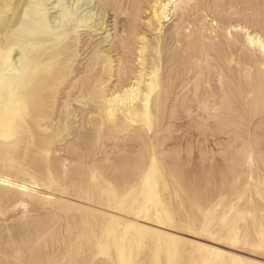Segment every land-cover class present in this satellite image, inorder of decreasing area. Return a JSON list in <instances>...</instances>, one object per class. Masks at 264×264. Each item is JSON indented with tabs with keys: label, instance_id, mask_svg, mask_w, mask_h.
I'll return each mask as SVG.
<instances>
[{
	"label": "bare ground",
	"instance_id": "bare-ground-1",
	"mask_svg": "<svg viewBox=\"0 0 264 264\" xmlns=\"http://www.w3.org/2000/svg\"><path fill=\"white\" fill-rule=\"evenodd\" d=\"M97 1L107 10L110 7L114 11L117 5V0ZM143 1L150 4L151 10L145 21L140 19ZM91 2L92 0H75L71 4H66L63 0L57 2L56 0H0V165H7L17 173L12 176V174L8 175L0 171V186L5 187L9 181L13 180H18L20 184L21 178L22 181L26 180L23 176L32 175V172L24 171V165L31 167L30 169L38 168L32 175L33 178L36 181L41 178L45 179L48 185L55 186L54 183H56L58 188L54 189L55 194L64 199V203L58 204L53 210L59 209L64 215L62 219L63 226L66 228V237H76L74 240L69 239V244L60 254V260H53L54 254L42 252L26 258L22 255L24 252L22 250L27 248L28 244L31 243V248H34L45 243L47 239H52L44 234L45 226L36 227L32 236L31 234L19 235L20 243L15 240L7 242L9 253L6 256L1 254L0 248V264L5 258L14 259L9 264H97L96 257L103 254L107 256L105 261H102L103 264L129 263L122 244L128 240L131 225H122L121 228L112 212V206L125 194L141 188L140 195L152 203L151 208L143 210V217L164 218L159 211L164 208L154 207L157 204L163 205L164 202L162 198H159V191L156 187L161 185L166 188L168 186L164 175L167 172L173 183L178 185L180 180L174 176L173 172L182 170L183 166L177 165L173 160L168 164L164 161L169 157L170 151L165 152L162 147L170 133L166 135L167 127L162 129L160 125L166 123V113L169 119H174L175 107L174 105L168 107L170 91L175 86L177 77L180 79L179 75L185 74L190 69L195 76L194 81L191 82L192 96H186L187 99L184 101L193 105L196 113L191 112L193 109L190 112L186 110L188 118L186 136L190 139L186 157L190 156L191 149H193L192 144L196 141L198 143L196 144L200 145L197 151V157L199 156L200 160L192 168L198 173L214 170L211 164L205 161L208 149L205 141L210 135L209 132H211V137L213 136L207 125L211 118L216 119L223 114V109L228 103L227 99L230 98L227 96L229 91L224 89L226 77H223L221 71L217 72L220 105L208 101L213 92H210V95L208 93L210 87L207 75L216 73V69L212 64L211 67L210 63L212 61L221 62L218 54L221 52H218L219 49L217 50L216 47L220 48L222 44L218 45L221 43L218 41L219 43L214 48L212 44L205 43L203 33L206 30H212L213 23L211 25L207 24L208 22L205 23L204 0H132L129 27L125 38L116 42L118 46L115 47V55L111 56V52L96 50L90 56L87 65L85 64L83 75L78 76L80 78L74 75L75 79L68 87V81L71 80L72 73L77 67L74 68V61L80 58H75L80 51L77 46L78 29L90 32L91 29L96 28L98 31L103 29L105 24L103 22L105 13L100 16L99 23H96L98 17L95 15L97 14L92 15L91 12H87L82 16L76 15L83 6H88L92 4ZM119 4L122 5V3ZM259 13L253 11L244 15L246 21L247 19L251 21L255 29L253 32L246 30L248 29L246 27L237 28L236 26H230L227 30L234 31L236 35L237 32H243L244 44L247 47L256 48L264 56V29L261 28L264 25V16ZM174 17L181 23L174 24L171 36L176 45L183 43L182 52L185 55H180L178 51L172 55L168 54L169 58L164 66L163 63L166 60L163 61V56L165 54L160 49L159 43L157 41L152 43L151 38L148 39L149 36L146 37L144 33L139 35L136 22L141 20L147 31L158 35L163 29L161 25L174 22L176 20ZM189 18L199 24V30L195 28V30L185 32L186 28L183 25ZM98 26L100 27L97 29ZM216 26L215 24V28ZM224 38L226 46H233L232 40H227L230 38H226V35ZM210 47L214 49L211 50ZM134 50L136 55L132 52ZM212 51L216 52V59L210 58ZM256 69L254 68L255 71ZM261 69L263 70L258 71L255 78H264V64ZM66 85L69 89L65 97L68 99L72 95L76 106L70 105L71 108L67 109L64 100L62 101L64 106L63 103H59L63 108L59 116L57 115L59 118L55 123L52 118L55 113L54 105L58 100L59 92ZM206 85L208 86L205 87ZM259 95L257 94L255 98L258 99L255 107L263 101ZM250 108L253 110V107ZM211 110H222V112H214L211 115ZM76 113L79 115L78 119L74 118ZM168 124L172 125L170 122ZM72 132L73 141L66 146L63 157L65 162L68 161L76 167L74 174L67 176L66 172L62 171V162L58 159L60 156L55 157V148L67 137L70 138L69 135ZM131 137L137 144L136 151L131 158H120L129 152L126 147L127 142L132 141ZM75 153L80 155H76V159H73ZM97 154L101 156L96 163L98 166H95L92 159H88L86 166L80 164L86 158ZM238 155H242L240 161L243 165H237L245 167L248 172L252 171L251 167L255 161H260L258 156L257 159L254 158L255 152L250 153L245 148H241ZM114 156L118 157L117 161L113 160ZM39 158L40 160L43 158L44 161L41 163ZM260 162L264 168V161ZM90 163H93L94 167ZM181 164L185 165L184 162ZM50 173L54 174L53 177ZM61 173L65 174L64 178L61 177ZM257 177V175L254 177L253 174H248L247 180L251 183V180ZM64 186L69 193H64ZM95 186L100 188L96 194L91 195V189ZM69 197L71 199H68ZM132 200L138 203L137 199ZM139 209H141L140 204L132 208L126 206L123 209V215L133 216ZM162 212L169 214L166 210ZM252 213L250 210L241 212V216H252ZM166 219L169 221L170 215ZM63 226L61 225V228ZM204 230L207 231V228ZM196 245L199 251H211V253L215 251L214 254L217 257L219 255V250L203 244ZM111 246H115L116 250L110 252ZM228 260L236 261L238 258L229 255Z\"/></svg>",
	"mask_w": 264,
	"mask_h": 264
},
{
	"label": "rangeland",
	"instance_id": "rangeland-1",
	"mask_svg": "<svg viewBox=\"0 0 264 264\" xmlns=\"http://www.w3.org/2000/svg\"><path fill=\"white\" fill-rule=\"evenodd\" d=\"M57 1L58 0H56V2ZM63 1L66 4H71L75 0ZM91 3L92 4L88 6H83L76 15L82 16L87 12H91L92 15L97 14L95 15L98 17L96 23H99L101 21L99 19L100 16L105 13L103 21L105 24L102 27L103 29L98 31H96V28L95 30L91 29L90 32L88 30L78 29L77 35L79 36L77 38V46L80 51L77 48L79 52L75 58H80L74 61V64H76H73V66L74 68L77 67L72 73L71 80L69 79L68 81V87L72 84L75 77L80 78L83 75L84 67L87 65L90 56L96 50L106 53L111 52V56L115 55L116 52L114 50L118 46L117 43L121 38H125L129 27L128 21L131 17L129 14L132 11V0H123L122 2L121 0H117L114 11H112L110 7H108V10L104 6L101 7L97 0H92ZM119 3H122V5ZM120 5L121 7H118ZM203 8V15L206 17L205 23L208 22L207 24L209 25L213 23L211 28L214 31L206 30V32L203 33L205 43H208V45L212 44L214 48L219 43L218 41L221 42L218 45H223H220V48L216 47L217 50L219 49L218 52H221L218 53L221 62L212 61L210 63V66L212 64L213 68L216 69V73L207 75V77H209L208 82L210 87L208 93L210 95V92H213L212 96H209L208 101H211L210 103H214L215 105H220V86L217 82V72L221 71L223 77H226L224 89L229 91V95L227 96L230 98L227 99L228 103L223 109V114H221L219 118H211L207 125L210 131H212L213 136L211 137V132H209L210 135H208L205 141L206 148L208 147L207 159H205V161L211 164L214 170L211 172L198 173L192 168L193 165L198 164L200 160L199 156L197 157V151L200 145L198 146L196 141L192 144L193 149H191L190 156L188 158L186 157V153L189 151L190 140L186 136V132L188 131L186 110L190 112L193 109L191 112L193 114L196 113L194 106L184 101L188 96H192L191 82L194 81L195 76L194 72L190 69L189 71L191 73L187 71L188 73L186 72V75H179L180 79L177 77L175 86L172 88L173 91H170L168 107L170 108L174 105V119H169L168 113H166V123L160 125L162 129L167 127L168 130L166 129L165 131L166 135L170 133L162 147L165 152L170 151L169 157L165 158L164 161L168 164L173 160L177 165L183 166L182 170L173 172L175 174L174 176H177L178 180H180L178 185L173 183L167 172L164 173V175L168 186L166 188L161 185L156 187L157 191H159V198H162L164 202L162 201L163 205L157 204L154 207L160 209L162 207L166 212L169 211V214L168 212L164 214L162 209H158L164 218L151 219L143 217V210L151 208L152 203L145 199L144 196L140 195L142 191L141 188L132 189L134 191L122 196L119 201L112 206V212L115 219L120 224V227L122 228V225H131L129 231L131 233L128 235V240L122 244V248L125 249V254L128 257L129 263L127 264H264V185H262L264 183V168L260 162L264 161V78H255L257 72L263 70L261 68L262 64H264V56H262L256 48L253 49L244 44L243 32H237L236 35L232 29V32L227 30L230 26H236L237 28L246 27L248 28L246 30L253 32L255 29L252 27L251 21H249V19L246 21L244 15L254 11L260 12L259 14L264 16V0H204ZM122 10L123 12H121ZM150 12V4L143 1L141 4L140 19L145 21ZM177 14H179V12H177ZM174 18L176 19V17ZM141 20L136 22L138 28L137 33L139 35L144 33L146 37L149 36L147 37L148 39L151 38L152 43L156 41L159 43L160 49L165 54L163 56V61L166 60L163 63L164 66L169 58L168 54L172 55L179 52L180 55H185L184 52H182L183 43L176 45L171 36L174 24L181 23L179 20L176 19L174 22L172 21L161 25L163 29L160 30L158 35L147 31V29L143 27L144 25L141 23ZM186 20L187 21H185L183 25L186 28L185 32L195 30V28L199 30V24L193 19L189 18ZM215 24L217 25L216 28ZM99 27L100 26H98L97 29ZM261 28L264 29V25ZM225 32L229 36H227ZM225 35L226 38H230L227 39L228 41L232 40L234 43L232 44L233 46L230 45L231 49L226 46L224 40ZM214 48L210 47L211 50ZM213 51L210 53V58L216 59V52ZM132 52L136 55L135 50ZM211 55L214 56L212 57ZM254 68H257V71H255ZM231 78L234 81H232ZM228 80L229 82H227ZM67 85L64 87L65 90L62 89V91L59 92L57 104L55 103L54 105L55 113L52 118L55 123L58 121V116L65 105L64 103H66L67 109L71 108V106H76L72 95V97L70 96L68 99L65 97V93L69 89ZM256 85L258 87H256ZM207 86L208 85L205 87ZM249 86L251 88H249ZM231 88H233V90H231ZM256 90H259V92ZM61 92H63L62 94L64 95L60 94ZM257 94H260L259 96L262 97L263 101L255 107L258 103V99H255L257 98ZM236 95L237 97H235ZM240 99L241 101H239ZM68 100L69 103H67ZM250 100L254 101L251 102ZM248 102L251 103L249 104ZM59 103H63V106ZM187 105L188 107H186ZM55 107H58V109L56 110ZM250 107H253V110ZM214 112H222V110H211V113H209L213 115ZM78 117L79 115L76 113L74 118L78 119ZM169 122L172 123V125L168 124ZM218 131H220L219 134ZM194 135L196 136L195 133ZM69 136L70 138L67 137L65 141L59 143V145H57L58 147L56 146L55 148V157L58 158L60 156L58 159L62 162V171L66 172L67 176L73 175V171L76 167L75 165H71L68 161L65 162V158L63 157L65 156L64 150L66 146L73 141V132ZM130 139L132 141L127 142L126 147L129 152L123 154L120 158H131L136 151L137 147L135 146H137V144L133 141L132 137ZM137 139L136 137V140ZM186 143L188 144L187 148ZM241 148H245L250 153L255 152L254 158L257 159V156L260 158V161H255L254 165L251 167V172H248L245 167H240V165H243L240 161L242 155H238ZM62 151L64 153H62ZM71 155L73 156L74 153L72 152ZM76 155L79 156L80 154L75 153V158H72L76 159ZM99 157H101L99 154L96 156L94 155V157L86 158L81 161L80 164L86 166L88 159H92L95 162V166H98L96 163L100 159ZM178 157L179 159H177ZM181 158L183 159L180 160ZM117 159L118 157L114 156L113 160L117 161ZM39 161L42 163L44 159L41 158L40 160L39 158ZM181 162H184L185 165L181 164ZM90 164L94 167L93 163ZM30 168L31 167L26 165L23 166L24 171L26 170V172L29 173L32 172V175L38 170V168ZM0 171L8 175L12 174V176L17 174L15 171H12L9 166L3 164L0 165ZM248 174H253L254 177L257 175L258 180L256 178V180L252 179L250 183V181L247 180ZM32 175L23 176L26 179L23 181L20 177V184L18 180H13L9 181L5 187L4 185L0 186L1 254L6 256L7 253H9V248L6 246L7 242L15 240L20 243L19 235L31 234L30 236H32L36 227L40 228L45 226L46 229L44 234L52 237V239H47L45 243L39 244L34 248H31V243L28 244L29 248H23L22 251L24 252H22V255L26 258H30L33 254L38 255L42 252L54 254L55 257L53 260H60V254L65 246L69 244V239L74 240L76 238L75 236L72 238L66 237V228L63 226L64 223L62 219L64 215L59 209L53 210L58 204L64 203V199L55 194L54 189L58 188L56 183H54L55 186L48 185L45 179L41 178L42 181H36ZM50 175L53 177L54 174L50 173ZM61 177L64 178L65 174L61 173ZM99 188V186L92 188L91 195L96 194ZM63 189L65 194L69 193V190L65 186ZM70 197L68 199H71ZM133 198L137 199L138 203L132 200ZM164 203L167 209L164 207ZM136 204H140L141 209L136 210L133 216L123 215V209L126 206L132 208ZM249 210L253 212L252 216H241V212ZM210 213H214L213 216ZM168 215H170L169 221L166 219ZM61 225L63 228H61ZM206 228L207 231L204 230ZM151 235L152 237H150ZM196 244H203L215 250H219L218 257L214 254L215 251H212V253L211 251H199L198 245ZM115 250V246L110 247V252ZM206 253L208 254L206 255ZM229 255L237 256L238 260H228ZM106 257L105 254L99 255L95 260L98 262L97 264H103L102 261ZM12 261H14V259L5 258L2 264H9V262Z\"/></svg>",
	"mask_w": 264,
	"mask_h": 264
}]
</instances>
